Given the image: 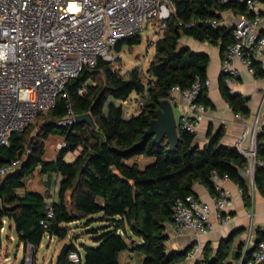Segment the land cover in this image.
<instances>
[{"label": "trees", "instance_id": "obj_1", "mask_svg": "<svg viewBox=\"0 0 264 264\" xmlns=\"http://www.w3.org/2000/svg\"><path fill=\"white\" fill-rule=\"evenodd\" d=\"M174 2L175 12L167 27L152 41L156 51L145 71L136 66L123 73L115 62L99 58L96 66H86L68 82L66 95L59 96L54 107L38 114L42 118L35 134L34 120L24 131L14 132L9 144L0 145V166L25 157L21 166L5 176L0 185V244L7 218L15 224L19 240L34 249L46 234L66 240L73 232L71 224L79 222L86 228V235L97 243L93 246L81 243L83 254L74 242L78 239L77 233L74 234L69 251L79 252L80 264H121L120 255L127 249L143 255L141 264H183L188 250L168 251L166 231L173 222L177 200L196 195V183L204 184L217 195L214 175L227 173L241 187L246 204L252 206L250 183L240 172L247 169L248 159L236 146L221 142L223 128L204 146L195 143V132L179 129L175 151L169 150L166 139L157 144L153 135H146L161 101L171 98L174 86L185 89L208 77L210 55L181 45V38L191 36L209 41L219 45L223 53L233 41V27L221 23L222 12L256 15L247 0ZM213 20L219 24H212ZM140 41L141 35L137 33L120 40L116 48L120 51L123 44ZM253 66L254 75L264 77L259 59H254ZM220 88L236 113L250 116V95L234 92L225 83L223 74ZM133 93L143 104L128 116L124 103ZM196 101L211 105L208 86L202 87ZM72 114L75 120L65 122ZM83 116L93 119L94 124L79 121ZM52 136H60L65 145L57 156L47 159L46 141ZM257 138L258 158L264 161V127ZM79 147H82L79 154L68 161L67 154ZM137 155L154 160L141 167L132 162ZM38 167L46 176L45 192L27 185ZM254 183L264 196L263 164L256 166ZM55 185L57 196L49 202V193ZM49 206L52 217L48 216ZM98 221L103 224L90 228ZM242 231L237 229L224 238L215 255L210 254L206 245L203 257L195 264H238L242 250L233 259L232 243ZM257 239H264L261 228ZM249 256L247 253L242 264H248ZM67 264H72L68 254Z\"/></svg>", "mask_w": 264, "mask_h": 264}, {"label": "built area", "instance_id": "obj_2", "mask_svg": "<svg viewBox=\"0 0 264 264\" xmlns=\"http://www.w3.org/2000/svg\"><path fill=\"white\" fill-rule=\"evenodd\" d=\"M247 3L256 15H239L233 26V41L223 52L221 70L230 87L240 77L238 62L254 73V59L264 56V12L257 9L258 0H247ZM174 12V0H0V145L9 144L14 132L24 131L40 112L54 107L59 96L66 95L68 82L86 66H96L101 57L116 61L120 55L116 45L120 40L143 31L148 24L155 26V34L162 31ZM211 23L219 24L216 20ZM210 83L207 77L185 89L179 85L173 87L172 94L178 91L184 99L178 129L190 132L198 129L209 106L196 99L202 87ZM84 91L85 87L80 89L81 93ZM138 104L142 105L143 100ZM262 112L264 98L253 121L245 125L236 141V147L248 159L246 170L252 191L256 187V166L264 165L258 158L257 143L258 133L264 127ZM74 120L72 114L65 122ZM64 145L65 141L60 146ZM81 148L70 153L79 154ZM24 158L17 157L0 166V185L5 176L21 166ZM223 178L230 176L214 175L218 194L212 201L190 194L178 199L174 206L176 231L193 229L197 236L185 264L195 263L202 257L201 237L213 230L212 213L221 218L222 210L231 203V193L218 183ZM30 183L29 178L27 185ZM48 201H53V197ZM48 216H53L51 207ZM247 231L238 264L243 263L247 253H250L248 264H264V239L255 242L252 225ZM68 258L72 264H80L78 251L70 250ZM22 264H30L28 255Z\"/></svg>", "mask_w": 264, "mask_h": 264}, {"label": "crops", "instance_id": "obj_3", "mask_svg": "<svg viewBox=\"0 0 264 264\" xmlns=\"http://www.w3.org/2000/svg\"><path fill=\"white\" fill-rule=\"evenodd\" d=\"M258 1L259 3L257 9L263 13L264 0ZM239 15L240 14H235L231 10H226L222 12L221 23L233 27L237 22ZM262 24L264 26V21ZM180 43L183 46H189L194 51L206 52L210 55L208 77L211 79V83L208 87L209 97L212 103L207 110L205 118L195 131V143L200 146L206 145L214 137V135L223 128L221 142L225 145L236 146L238 136L245 128V125L248 122L253 121V117L260 108L264 98V77H256L254 73H251L241 62L237 63L240 70V77L238 82L231 88L236 93L251 96L250 116L245 118L238 117V114L232 109V107L223 97L220 88L223 57L221 47L209 41H200L191 36H183L180 40ZM260 61L264 67V56L260 59ZM171 99L175 105L174 107L176 115L179 120L183 115V96L180 92L175 91L172 94ZM153 160L154 158L152 157L137 155L132 159V162L135 161L141 167H143ZM218 183L223 189L228 190L231 193L232 199L231 203L222 210L221 218L217 215V213H212L213 230L201 237L203 242L202 257L206 245H209L210 247V254L215 255L219 248L220 242L237 229H243V231L234 238L232 243V249L238 250H242L248 238L247 230L249 225L253 226V239H257L259 228L264 230V196L261 194V192L255 187V189L252 191L253 204L252 206H248L244 200L242 189L237 182L231 178H223L220 179ZM31 184L32 183L29 184V188L31 189H37L42 192H45L46 190L45 186L35 188ZM53 187L54 188L51 189V197L54 198L57 196L58 186L55 185ZM194 189L196 195L201 199L212 201L213 197L215 196V194L211 193L210 190L202 183H196ZM166 232L168 234V240L166 241L168 251L189 250L193 243L197 240V236L193 229H188L183 233H178L173 222L167 225ZM120 259L121 264H141L143 255L137 251L127 249L121 253ZM183 264H185V261Z\"/></svg>", "mask_w": 264, "mask_h": 264}, {"label": "rangeland", "instance_id": "obj_4", "mask_svg": "<svg viewBox=\"0 0 264 264\" xmlns=\"http://www.w3.org/2000/svg\"><path fill=\"white\" fill-rule=\"evenodd\" d=\"M155 26L153 24H148V26L139 34L141 35V41L139 43L130 45L125 43L120 48V55L115 62V66H118L123 73H127L128 70L139 66L144 71L148 68L150 61L153 59L155 54V46L152 44L154 40L158 39L160 34L154 33ZM138 95L133 93L128 101L124 103L126 115H131L135 113L139 108ZM264 112H262V117ZM42 116L35 119V130L34 134L37 132V128L41 122ZM64 140L60 137L52 136L46 141V157L53 158L57 156L59 151L62 149L60 146ZM76 154L68 153L66 159L68 161H73ZM46 176L42 175L39 171L31 177V185L35 188L43 187L46 185ZM251 184V183H250ZM54 188V187H52ZM51 188V189H52ZM51 192L49 193L48 199L51 198ZM98 216V215H96ZM103 223L98 221L90 225L91 227H98ZM73 232L66 240H60L58 237H51L46 234L41 244L37 249L27 248L25 243L20 241L18 238L17 230L15 224L10 219L4 220V227L1 230V244H0V264H22L24 258L28 255L30 264H61L59 262V253L65 241H71L74 234L77 233L78 239H74V242L79 247L81 252L84 254V248L81 243H86L87 245H96L88 235H86V228L81 226L79 222H73L72 224Z\"/></svg>", "mask_w": 264, "mask_h": 264}, {"label": "water", "instance_id": "obj_5", "mask_svg": "<svg viewBox=\"0 0 264 264\" xmlns=\"http://www.w3.org/2000/svg\"><path fill=\"white\" fill-rule=\"evenodd\" d=\"M174 106L175 105L171 98L163 99L160 103V107L155 112L154 118L150 121L149 128L146 131V135L154 136V141L157 144H160L164 139H166L169 144L170 151L176 150L180 140L178 118ZM78 120L89 121L90 124H94V120L88 116L79 117ZM32 140L33 137H31V141ZM240 172L242 176L246 177L247 181L250 180V176L247 174L246 169H242ZM257 241L258 239L255 240V242ZM69 249L70 243L69 241H65L59 253V261L61 264H67V254ZM237 252L238 249H233V258H237Z\"/></svg>", "mask_w": 264, "mask_h": 264}]
</instances>
